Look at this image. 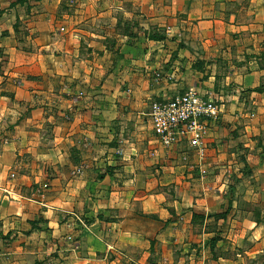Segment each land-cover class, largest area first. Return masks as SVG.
<instances>
[{
	"label": "crops",
	"instance_id": "1",
	"mask_svg": "<svg viewBox=\"0 0 264 264\" xmlns=\"http://www.w3.org/2000/svg\"><path fill=\"white\" fill-rule=\"evenodd\" d=\"M0 48V264H264V0H0ZM188 91L204 157L152 129Z\"/></svg>",
	"mask_w": 264,
	"mask_h": 264
},
{
	"label": "built area",
	"instance_id": "2",
	"mask_svg": "<svg viewBox=\"0 0 264 264\" xmlns=\"http://www.w3.org/2000/svg\"><path fill=\"white\" fill-rule=\"evenodd\" d=\"M220 114L214 99L188 91L165 102H153L150 117L153 133L164 147L188 142L204 156L210 123L218 122Z\"/></svg>",
	"mask_w": 264,
	"mask_h": 264
},
{
	"label": "rangeland",
	"instance_id": "3",
	"mask_svg": "<svg viewBox=\"0 0 264 264\" xmlns=\"http://www.w3.org/2000/svg\"><path fill=\"white\" fill-rule=\"evenodd\" d=\"M5 63H1V65H0V72L2 71V73H3V71H4V67H5ZM2 75V74H1ZM0 75V76H1ZM152 105V104H151ZM219 109L221 110V108H220V106H219ZM223 112L221 111V114H222ZM220 114V115H221ZM250 118H255L256 117V115L253 113H251L250 114V116H249ZM215 123V122H214ZM44 130L46 131V134L47 135H52V127L50 126V124H47L46 125V127L44 128ZM188 143V142H187ZM205 144H206V142H205ZM188 145H189V143H188ZM178 146H180V145H178ZM206 146V145H205ZM189 147L192 149V150H194V152H196L197 153V155H199V153L200 152H198L199 150L197 149H194V148H192L190 145H189ZM172 148V147H171ZM206 149V148H205ZM206 151L207 150H205L204 151V155H205V153H206ZM185 157V156H184ZM183 157V158H184ZM202 157H204V156H202ZM184 160H187V158H184ZM12 178H15V175H12ZM49 189V184L46 182L45 184H43L42 185V187L40 186V188L38 187V188H36V190H34V192H31V193H29L30 195H31V198L33 197V196H41V195H43L47 190ZM8 194V192H6L1 186H0V205H1V202H2V200L4 199V195L5 194ZM32 193H34V194H32ZM81 219H78L77 217L75 218V220L73 221V223H69V222H71V220H69L68 221V224H67V228L69 229V230H71L70 231V233L67 235V237H66V242L68 243V244H70V247L73 249V250H77L78 248H79V250H80V248H81V241H80V237H79V230H77V229H79V228H77L76 229V226L77 225H84V224H86L87 222H86V220H85V218H82V217H80ZM78 223V224H77ZM33 226H35L36 227V229H38L37 228V225H36V222H34L33 223ZM35 227L33 228V229H35ZM40 261H38V259H37V257H35V259L31 262V264H41V263H39ZM48 264H52L51 262H49Z\"/></svg>",
	"mask_w": 264,
	"mask_h": 264
},
{
	"label": "trees",
	"instance_id": "4",
	"mask_svg": "<svg viewBox=\"0 0 264 264\" xmlns=\"http://www.w3.org/2000/svg\"><path fill=\"white\" fill-rule=\"evenodd\" d=\"M149 38H150V39H154V40H155V39H156V40H158V39H162V37H157V36H152V35H150ZM1 63H5V54H4V51H3L2 48H0V65H1ZM1 74H2V71L0 72V75H1ZM256 91L259 92V93H264V85L261 86V87H259V88H257ZM262 152H263V154H264V146L262 147ZM222 215H223V214H220V215H218L217 217H222Z\"/></svg>",
	"mask_w": 264,
	"mask_h": 264
}]
</instances>
